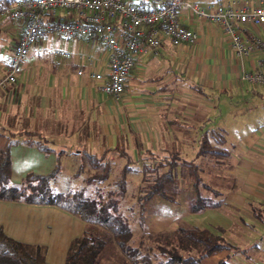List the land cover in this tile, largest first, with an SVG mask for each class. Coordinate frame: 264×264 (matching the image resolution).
<instances>
[{
  "label": "crops",
  "instance_id": "1",
  "mask_svg": "<svg viewBox=\"0 0 264 264\" xmlns=\"http://www.w3.org/2000/svg\"><path fill=\"white\" fill-rule=\"evenodd\" d=\"M183 1L204 6L230 0ZM237 1L253 6L264 0ZM160 2L135 3L144 7L147 3L146 8H151ZM179 16L181 24L197 34L196 42L174 48L163 39L156 55H138L124 93L117 100L101 94L89 77L90 72H107V54L101 45L83 39L75 44L74 56L61 58L70 62L61 65L50 58L48 39L51 36L44 39L45 43L42 40L30 47L24 60L30 61V65L24 67L23 76H18L16 88L1 90L5 92L0 94L3 121L0 149L8 138L18 142L10 149L11 182L19 184L28 173H50L57 161L56 151L62 148L65 153L61 162L66 159L73 173L78 158L71 154L72 150L81 149L97 156L117 143L136 155L138 147L155 152L156 148L162 149L171 143L183 146L190 142L196 146L195 157L200 130L213 112L210 94L215 88L226 90L228 84L237 89L244 87L242 84L247 81L241 80L242 71L254 70L261 55L256 52L238 59L221 28L193 16L183 6L179 7ZM245 29L247 35L248 31L257 33L251 26ZM79 70L83 72L81 76L77 75ZM190 101L197 106L189 105ZM176 131H182L180 137ZM22 132L33 133V140L38 137L46 140L55 152L45 154L24 143L27 138L21 137ZM227 220L230 225L237 224L235 220ZM84 228L83 221L53 206L0 201V230L16 241L44 246L48 264H64L70 243ZM202 228L212 231L215 228L217 232H214L223 238L229 236L227 228L212 225ZM228 253H215L203 264H223Z\"/></svg>",
  "mask_w": 264,
  "mask_h": 264
},
{
  "label": "trees",
  "instance_id": "2",
  "mask_svg": "<svg viewBox=\"0 0 264 264\" xmlns=\"http://www.w3.org/2000/svg\"><path fill=\"white\" fill-rule=\"evenodd\" d=\"M12 1L0 0V12ZM33 136L30 132L21 133L27 138L24 143L45 154L55 152L46 140H33ZM211 140L223 143L224 137L216 131L203 133L193 160L168 148L154 152L138 147L133 155L121 143L105 148L97 156L72 148L71 154L78 158L72 176L78 184L59 190L56 185L65 150L56 151L57 161L50 173H28L14 184L10 180V149L18 142L8 138L0 149V201L53 206L83 221L84 231L70 243L64 264H101L107 261L106 250L114 248L122 255L123 264H203L215 253L236 248L220 234L199 226L147 231V217L154 201L178 205L183 183L188 182L186 211L190 215L222 206L218 192L204 183L200 165L194 161L215 152ZM133 178L138 180L136 184ZM129 186H134L132 198H127ZM0 264H48L46 248L16 241L0 230Z\"/></svg>",
  "mask_w": 264,
  "mask_h": 264
},
{
  "label": "rangeland",
  "instance_id": "3",
  "mask_svg": "<svg viewBox=\"0 0 264 264\" xmlns=\"http://www.w3.org/2000/svg\"><path fill=\"white\" fill-rule=\"evenodd\" d=\"M125 1L135 3L140 0ZM19 29L18 22L0 16V79L5 74L6 63L16 45ZM82 40L67 39L62 35L51 36L48 39L50 58L60 65L67 64L70 60H62L57 54L67 52L74 56L75 44ZM45 42L46 40L43 39V43ZM23 61L16 75L17 80L18 76H23L24 67L30 65V61ZM41 65L46 66L43 62ZM242 85L244 87L237 89L228 84L226 90L215 88V92L210 94V108L213 112L202 126L200 133L202 135L216 131L224 137V141L219 143L211 140L215 152L194 160L200 165V175L204 183L218 192L217 199H221L222 206L207 211L199 217L189 215L186 211L188 208L186 202L190 196L188 191L190 182L187 181L188 183H183L178 205L154 201L149 207L147 231L174 230L177 226L212 225L227 228L229 236H224V240L234 245L236 249L229 251L223 264H264V201H259L264 197V84L252 85L244 82ZM14 87L16 88V84ZM2 92L5 91L0 89V94ZM189 105L197 106V103L190 101ZM1 123L3 121L0 119V127ZM191 123L193 122L189 124ZM2 127L5 130L7 128ZM176 132L180 137L182 131ZM4 133L7 134L8 131ZM189 143L183 146L179 143H171L173 145L169 144L163 148L181 152L182 156L192 160L196 146ZM162 149L160 147L155 150ZM62 160L61 174L56 188L59 190L74 188L78 180H73V167L69 166L66 159ZM115 174L116 170L113 172V178ZM133 181L135 184L138 182L136 178H133ZM133 187L129 186L127 198H132ZM257 192L259 196L255 194ZM245 210L253 212L248 215ZM227 218L235 220L237 224L230 225ZM212 229L217 232L215 228ZM108 256L113 258L110 259ZM121 256L115 248L111 251L106 250L107 261L103 260L101 264H123L124 260Z\"/></svg>",
  "mask_w": 264,
  "mask_h": 264
},
{
  "label": "built area",
  "instance_id": "4",
  "mask_svg": "<svg viewBox=\"0 0 264 264\" xmlns=\"http://www.w3.org/2000/svg\"><path fill=\"white\" fill-rule=\"evenodd\" d=\"M180 6L221 28L238 59L259 52L256 68L242 71L240 77L252 85L264 84V1L253 6L237 0L199 6L175 0L146 8L125 0H13L0 16L20 24L19 37L0 79V89L15 86L19 66L30 47L48 36L62 35L104 48L107 72H90L89 77L101 94L117 100L124 93L138 55H156L163 39L174 48L196 42L197 34L180 22ZM246 26L257 33L248 31L247 35ZM57 56L71 58L67 52ZM82 74V70L77 72Z\"/></svg>",
  "mask_w": 264,
  "mask_h": 264
}]
</instances>
